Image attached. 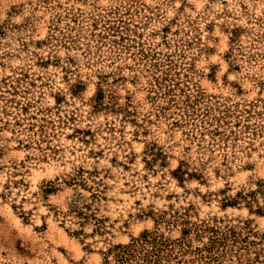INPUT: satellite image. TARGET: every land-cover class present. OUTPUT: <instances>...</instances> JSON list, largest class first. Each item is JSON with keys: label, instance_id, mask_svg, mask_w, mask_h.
Returning a JSON list of instances; mask_svg holds the SVG:
<instances>
[{"label": "rangeland", "instance_id": "rangeland-1", "mask_svg": "<svg viewBox=\"0 0 264 264\" xmlns=\"http://www.w3.org/2000/svg\"><path fill=\"white\" fill-rule=\"evenodd\" d=\"M152 231L264 264V0H0V264Z\"/></svg>", "mask_w": 264, "mask_h": 264}, {"label": "trees", "instance_id": "trees-1", "mask_svg": "<svg viewBox=\"0 0 264 264\" xmlns=\"http://www.w3.org/2000/svg\"><path fill=\"white\" fill-rule=\"evenodd\" d=\"M200 133L202 134V132ZM179 171L180 173L184 172L180 169ZM211 242H213V238H211ZM144 244H149L150 248L144 249ZM165 244L168 243L157 232H144L131 243L118 245L113 255L117 264H126L127 262L131 264L133 261L135 263L149 262L151 259L154 262H159V253L162 252V249L166 246Z\"/></svg>", "mask_w": 264, "mask_h": 264}]
</instances>
